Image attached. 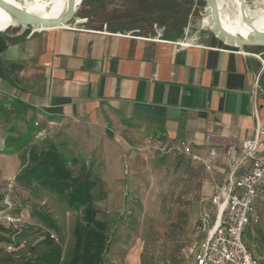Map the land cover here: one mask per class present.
<instances>
[{
  "label": "crops",
  "instance_id": "crops-1",
  "mask_svg": "<svg viewBox=\"0 0 264 264\" xmlns=\"http://www.w3.org/2000/svg\"><path fill=\"white\" fill-rule=\"evenodd\" d=\"M31 30L5 35L0 97L30 105L39 123L34 142L67 143V154L90 158L111 140L123 143L125 134L145 135L206 152L239 144L258 123L264 127L259 64L212 30L187 39V47L71 25ZM225 162L216 167L220 181Z\"/></svg>",
  "mask_w": 264,
  "mask_h": 264
},
{
  "label": "rangeland",
  "instance_id": "rangeland-1",
  "mask_svg": "<svg viewBox=\"0 0 264 264\" xmlns=\"http://www.w3.org/2000/svg\"><path fill=\"white\" fill-rule=\"evenodd\" d=\"M246 1L251 6L255 0ZM203 20L208 21L205 0H83L68 25L182 41L211 30ZM27 29L30 32L32 27L17 24L1 33ZM243 50L259 64L258 87L264 91V47L246 46ZM0 105L8 108V113H0V203L5 214L21 218V224L13 227L21 232L12 236L13 243L3 245L0 264L10 254L15 260L27 258L29 246L47 231L32 217L34 208L55 218L61 228L58 240L67 253L81 213L70 210L65 200L45 188L39 189L37 197L15 186L20 152L13 148L12 153H4L5 140L13 137L18 143H33L37 126L35 116L17 99L1 96ZM146 138L125 134L123 143L111 140L99 148L98 156L84 158L92 175L101 179L95 189V204L98 218L109 226L106 264H195L191 248L202 238L197 230L198 215L221 179L216 170L208 172L187 156L163 154L152 147L160 144L159 140ZM23 233L26 236H20ZM245 240L264 263V213L258 224L248 226Z\"/></svg>",
  "mask_w": 264,
  "mask_h": 264
},
{
  "label": "trees",
  "instance_id": "trees-1",
  "mask_svg": "<svg viewBox=\"0 0 264 264\" xmlns=\"http://www.w3.org/2000/svg\"><path fill=\"white\" fill-rule=\"evenodd\" d=\"M6 46V36L0 33V50ZM19 103L27 107L28 111L31 110L30 105L22 101ZM0 113H8V108L0 105ZM69 145L57 144L50 139L33 143H18L13 137L5 140L4 153H12L13 148L20 152L21 169L14 178L16 187L37 197L39 189L45 188L60 196L70 210L78 211L81 215L74 224L72 246L65 253L58 240L61 228L55 218L42 208L32 209V217L38 219L47 231L40 241L29 246L27 258L15 260L14 255L10 254L3 259L2 264H106L110 243L109 226L107 221L98 218L99 210L95 204V189L101 179L92 175L91 166L85 157L66 153ZM100 197L103 198L104 194ZM3 209L0 203V210ZM20 232L0 223V253L3 245L13 243L12 236ZM20 236L26 235L23 233Z\"/></svg>",
  "mask_w": 264,
  "mask_h": 264
},
{
  "label": "built area",
  "instance_id": "built-area-1",
  "mask_svg": "<svg viewBox=\"0 0 264 264\" xmlns=\"http://www.w3.org/2000/svg\"><path fill=\"white\" fill-rule=\"evenodd\" d=\"M178 42L186 47L191 44L187 38ZM262 137L264 127L258 123L253 135L239 144L210 147L206 152L195 150L185 141L152 146L163 154L187 156L211 173L226 161L222 181L215 183L208 203L198 215L197 230L202 238L191 248L195 264H264L249 250L245 240L248 226L258 224L264 213ZM0 223L17 228L21 218L0 210Z\"/></svg>",
  "mask_w": 264,
  "mask_h": 264
},
{
  "label": "bare ground",
  "instance_id": "bare-ground-1",
  "mask_svg": "<svg viewBox=\"0 0 264 264\" xmlns=\"http://www.w3.org/2000/svg\"><path fill=\"white\" fill-rule=\"evenodd\" d=\"M8 1L33 14L44 17H56L66 10L68 0ZM218 5L221 23L228 31L250 38L254 28L246 21L245 17L253 22L257 29L264 31V0H255L251 6L246 5V0H218ZM13 25H17L14 17L0 6V33ZM35 29L50 28L36 27Z\"/></svg>",
  "mask_w": 264,
  "mask_h": 264
},
{
  "label": "water",
  "instance_id": "water-1",
  "mask_svg": "<svg viewBox=\"0 0 264 264\" xmlns=\"http://www.w3.org/2000/svg\"><path fill=\"white\" fill-rule=\"evenodd\" d=\"M82 1L83 0H68L66 10L56 17H44L33 14L21 7H18L17 5L11 3L8 0H0V6L3 7L8 13H10L14 17V21L18 25L26 26L29 28L32 27V29H35L36 27L51 29L68 26L70 21L73 19L78 6L82 3ZM205 1L207 20L211 25V30L219 38L236 46L264 47V31L257 29L253 25V22H251L245 17L246 21L251 24L254 28V31L250 38H247L241 34L232 33L228 31L221 23L218 0Z\"/></svg>",
  "mask_w": 264,
  "mask_h": 264
}]
</instances>
